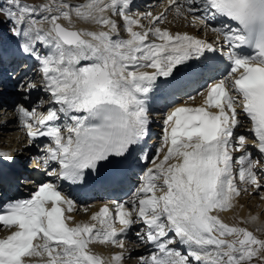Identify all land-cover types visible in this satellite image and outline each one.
I'll use <instances>...</instances> for the list:
<instances>
[{
	"label": "snow or ice",
	"instance_id": "obj_1",
	"mask_svg": "<svg viewBox=\"0 0 264 264\" xmlns=\"http://www.w3.org/2000/svg\"><path fill=\"white\" fill-rule=\"evenodd\" d=\"M130 2L85 0L71 6L61 0L53 14L49 4L38 9L24 0H7L8 7L2 9L15 25L13 34L25 38L22 50L37 60L44 90L59 106L49 108L47 114L24 105L16 109L28 137L51 139L45 146L44 164L54 161L60 170L50 176L78 183L85 181V170L100 173L105 165L125 161L148 134L147 101L157 78L169 77L178 65L218 50L216 44L196 35L160 27L164 13L141 14L151 17L145 27L127 14ZM169 3L177 16L188 19L190 14L194 26L199 21L216 34L217 41L223 40L228 50L219 51L228 61L227 74L198 93L204 97L201 105L186 101L168 111L153 166L146 169L128 200L111 202L114 211L105 204L94 212L91 220L96 223L69 224L73 217L65 213L75 210V202L52 182L40 183L27 198L0 202V225L14 229L0 238V264H34L32 257L44 256L42 264H119L123 252L106 260L89 245L124 248L119 236L138 222L146 226L141 239L157 249L141 257L142 264H251L254 257L264 259V239L213 214L233 208L241 194L237 176L255 189L264 186L257 173L261 161L247 151V137L235 135L238 127L249 122L253 147L264 156V0ZM38 10L46 13L40 20L34 18ZM106 10L123 18L127 39L119 37L117 23L105 15ZM73 15L109 30L75 29L59 22L63 18L72 25ZM221 18L234 21L236 27ZM212 21H217L216 26ZM45 22L48 28L43 27ZM37 42L49 49L47 54L36 50ZM195 99L188 97V101ZM61 113L63 125L56 123ZM234 140L244 149L235 163L230 151ZM0 160L12 162L14 157L0 151ZM176 243L186 246L188 253L172 246Z\"/></svg>",
	"mask_w": 264,
	"mask_h": 264
},
{
	"label": "bare ground",
	"instance_id": "obj_2",
	"mask_svg": "<svg viewBox=\"0 0 264 264\" xmlns=\"http://www.w3.org/2000/svg\"><path fill=\"white\" fill-rule=\"evenodd\" d=\"M49 1H51V0H49ZM27 2H32V0H27ZM164 7H165V5H162V6H159L158 8H156L154 10L146 11V13L150 12L154 16L155 13L159 12ZM53 14H55V12H53ZM137 14H141V12L138 11ZM34 18L37 20H40L42 17H40V14H35ZM149 19H151V17H149ZM142 20H144V18ZM60 21H62L66 25H68V22L66 20H64L63 18H61ZM73 21H74V23L72 25H68V26L75 27L77 29L85 28V29L95 30V31L104 30V27L97 25V24H94V23H91V22H85V21L79 20L75 17V15H73ZM10 22L11 21H9V20H7L6 22L3 21L1 28L5 27L6 29H8V28L10 29L12 27ZM46 23L47 22H45L44 24H46ZM186 23H187V21L184 17L177 16L175 13V10L170 9L168 12V17L162 23H160L159 26L168 28L169 31L172 33L188 32L190 34H193V35L200 37L201 39H205L207 41H213V39H214L213 34H211L209 31H207V29H204L200 25V23H197L196 26H194L192 23L190 24L192 26H186V25H189V23H187V24ZM138 31H143V30L140 29ZM113 38H116V36L113 35ZM127 38H128V36L125 37L124 39H127ZM48 51H49V49L47 48V52ZM178 66H180V65H178ZM175 73H176V71L173 70V74L171 76H169V78L172 80V83H173L174 87H176V88L181 83H183L188 77H190L192 75V72H187L183 69L180 70L181 77L175 76ZM170 96H171V98H169V99H172L173 97H175L171 93L166 94V97H170ZM10 97L11 96H7V97L3 96V92L0 91V98L2 99V101H7ZM197 102H200V101L198 100ZM178 105H181V104H175L169 110H171L172 108H174ZM213 110H215V109H213ZM150 129H151V127L149 124L148 131ZM237 133H238V130L236 129L235 130L236 136H237ZM143 142H146L145 138H143L138 145H136L132 148L131 153L128 155L127 158H134L135 155L133 154V149L139 147ZM30 145L31 144L27 143V141L25 140L22 133H20L18 131V129L16 128V125L12 121L11 109L7 108V107L5 108V106L1 105V103H0V151L7 152V153L11 154L14 157L13 161H15V160L19 161V165H20V169L18 170L19 178H23L22 175H24V174L28 173V171H30L29 168L23 166L25 164V161H24L25 158H24V155L22 154V153H25L23 151V149H25L26 151L29 152L28 155L31 154L30 153L31 151L28 148V147H30ZM26 147H27V149H26ZM39 148H40V146H38L37 151H39ZM234 149L235 148L232 147L230 149V151H232ZM20 150H22L23 152L19 153ZM147 152H148V150L145 149L142 152V155L143 156L145 154L147 155ZM17 155L18 156L20 155L22 157L20 159H18ZM162 156H163V153L161 154L160 158H162ZM259 156H262V155L257 154V158ZM238 157H239V155H236V158H238ZM33 159H35V157ZM139 159H141V161H143L141 156L139 157ZM173 162H175V161L172 160V161H169L168 163H173ZM7 166L11 167V168L17 167V165H15L13 162L8 163ZM28 167H30V166H28ZM30 168L33 170L34 174H38L39 170L37 167H35L33 164H31ZM261 178H263V177L261 176ZM27 183H29V182H27ZM245 186H246L247 190L246 191H245V189L241 190V194L238 197H235V199L233 201V204H234L233 208L227 209L225 211H215L214 210L213 214L218 215L221 218V220H223L224 222H227V224H230L232 221L230 219V214L232 212L236 213L241 218L246 219V221H248L254 227H257L258 231L262 232L264 230V214H261L264 211V190L262 188L255 189L253 186L246 185V184H245ZM262 187H264V186H262ZM11 197H12V195H9L7 198H11ZM259 197H262V198L260 199ZM245 202L249 203V207L247 205L248 203H245ZM101 205H102V203L93 202L89 205V210L87 212L82 211L86 207H84L82 210L75 208V210L73 212H71V215H73V220H72L73 223L85 222L89 218L90 212L99 209L101 207ZM127 241H129V240L124 241V245H125L124 248H120L118 251H115V253H117V252H123L124 253L123 259L119 262V264H141L139 262L138 255H141V254H139V249L142 246L135 243L134 240H130V242H128V243H127ZM93 248L95 250L101 251L104 254L109 253V250L112 249L110 247V245L101 244L98 242L94 243ZM114 250H116V248H114Z\"/></svg>",
	"mask_w": 264,
	"mask_h": 264
},
{
	"label": "rangeland",
	"instance_id": "obj_3",
	"mask_svg": "<svg viewBox=\"0 0 264 264\" xmlns=\"http://www.w3.org/2000/svg\"><path fill=\"white\" fill-rule=\"evenodd\" d=\"M2 1H3V0H0V2H2ZM4 3H5L6 5H8V4H7V1H4ZM165 17H166V16H165ZM0 19H1V18H0ZM3 21L6 22L7 20H2V22H3ZM2 22H1V26H2ZM10 24H11L12 27H13V22H12V23L10 22ZM186 26H192V25L189 24V25H186ZM12 27H11V28H12ZM11 28H10V29H11ZM3 29L6 30L5 27L2 28V30H3ZM8 29H9V28H8ZM28 148H29L30 151L32 150V146H31V145H30V147H28ZM26 149H27V147H26ZM23 151H24L25 153H22ZM23 151L20 150L19 153H22V154L24 155V158H25L24 161L26 162V161L28 160V153H29V152L26 151L25 149H23ZM22 154H21V155H22ZM31 154H32V153H31ZM17 156H18V155H17ZM21 157H22V156L19 155L17 158L20 159ZM28 165H29V164H27V165H25V166H28ZM261 188L264 190V187H261ZM259 198L261 199L262 197H259ZM249 202H250V201H249ZM245 203H248V202H245ZM247 205H248V207H249V203H248ZM250 207H251V206H250ZM82 209H83V208H82ZM261 211H262V210H261ZM261 214H264V211H263ZM243 217H244V216H243ZM259 232H260V231H259ZM128 242H130V240L127 241V243H128ZM137 253H138V252H137Z\"/></svg>",
	"mask_w": 264,
	"mask_h": 264
}]
</instances>
